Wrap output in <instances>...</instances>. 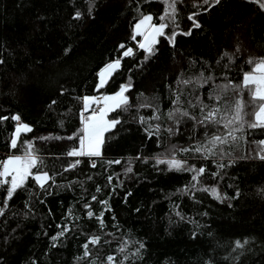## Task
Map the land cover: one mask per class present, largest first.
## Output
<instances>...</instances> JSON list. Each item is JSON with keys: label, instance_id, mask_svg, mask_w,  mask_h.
Here are the masks:
<instances>
[{"label": "trees", "instance_id": "1", "mask_svg": "<svg viewBox=\"0 0 264 264\" xmlns=\"http://www.w3.org/2000/svg\"><path fill=\"white\" fill-rule=\"evenodd\" d=\"M166 7L0 0V117H8L0 120V160L31 143L39 170L52 178L40 188L29 177L10 200L0 185V264H264V129L249 128L245 115L233 141L222 125L200 123L241 97L251 112L243 76L264 59V9L252 0H177L179 26L165 30L178 33L174 45L161 36L150 55L132 39L134 25L148 14L160 23ZM129 47L134 54L123 57ZM116 59L120 67L100 88L99 71ZM124 85L129 105L108 113L120 123L101 155L69 156L82 135L83 98ZM178 111L189 116L169 117ZM18 123L31 130L11 149ZM214 135L228 142L210 144ZM170 159L185 170L158 163ZM93 237L99 243L85 257Z\"/></svg>", "mask_w": 264, "mask_h": 264}, {"label": "snow or ice", "instance_id": "2", "mask_svg": "<svg viewBox=\"0 0 264 264\" xmlns=\"http://www.w3.org/2000/svg\"><path fill=\"white\" fill-rule=\"evenodd\" d=\"M167 4L162 15L158 17L160 23H153L154 17L151 14L141 15L138 21L134 25V33L132 35V39L136 40V38L142 37L143 41L139 43V48L147 52L148 54H154V45L157 44L158 38L161 36H165L171 43L175 42V37L178 33L173 31L171 34H166L165 30L169 28L171 25L173 28L178 27L176 21V4L177 0H164ZM204 4H208L209 0H203ZM252 2L257 3L261 9H264V2L261 0H252ZM220 0H215V4H219ZM195 15L189 16L188 19L193 20V26L196 28L200 27L198 22H195ZM81 14L79 12L76 13V18L79 19ZM183 35H191V31L180 33ZM121 49L125 48L124 44L119 45ZM134 54L132 48H127L123 53V57H129ZM227 55V54H226ZM148 57L146 56L145 59ZM2 62V61H0ZM252 64V61H249ZM121 65V60L116 59L115 61L106 65L103 71L99 73L100 81L99 87L103 88L105 85L106 77L112 73L114 70L118 69ZM185 84L189 83V81H184ZM227 87V86H225ZM243 87L248 90L249 93V102L248 107L251 108L250 113H245L244 109L246 107L243 98L236 100L233 105L226 106L224 113H221L219 108H211L204 115L203 120L200 121L202 125H222L224 128L228 129L227 136L231 137L234 141L236 137L233 135L234 131H238L240 126L244 123L245 115H251L252 119L248 123V127L251 129L261 128L264 129V59L260 62L255 63L250 72H247L243 76ZM129 85H124L120 88L119 92L114 95L104 96L103 106H100V102L97 101L95 97H84L83 103V111L81 112V121L83 124L82 135L79 136V147L77 149H73L68 153L69 156L77 157V156H88V157H99L101 155V146L104 143V134L111 128H114L116 124L120 123V121L116 118L112 120H106L105 116L109 111L116 109H123L129 105V98L125 95V93L129 90ZM213 98V97H210ZM215 99H219V97H215ZM95 105V107H93ZM203 108H207V105H203ZM88 112L89 115L85 116L84 113ZM174 116L180 117H188L189 113L177 112V113H169V117L173 118ZM219 117V118H218ZM8 117H0V120H6ZM11 119L19 122L20 117L18 115L13 116ZM143 123V120L141 121ZM177 123H179V119H177ZM235 126V127H234ZM159 125H156V130H159ZM30 131L28 125L26 124H17L14 130V138L10 142L11 149L18 148V139L21 134V130ZM172 129H169L171 132ZM151 134V133H150ZM71 139V138H70ZM228 142L226 137H222L220 135H214L210 144L222 143L225 144ZM261 146V152H264V140L259 142ZM208 149H206L207 151ZM197 152L201 151V148H196ZM214 154V153H213ZM259 158L264 160V155H260ZM39 157L35 154L33 150V145L28 143L25 146V151L23 155H12L7 157L5 160L0 161V185L7 186L5 188L6 198L11 199L14 193L17 192L18 189L24 187L26 180L29 177H32L36 183L39 184L40 188H45V185L48 184L49 180L52 178L49 176L47 172H41L39 170ZM79 163V161H77ZM115 163H119V161H115ZM158 163L167 164L170 170L183 171L184 163L182 161H178L175 159L170 160H159ZM93 167H95V163L93 162ZM223 167V165H221ZM36 169L33 172V169ZM128 171H132L131 168ZM196 171L197 175L204 173V168H200ZM197 175L193 176V180L197 179ZM10 177V179H9ZM111 180V177H109ZM207 191V189H205ZM214 195H216L217 199H223L219 193L213 189ZM95 199V197H93ZM3 213L0 212V215ZM89 217L93 215L91 211L87 213ZM102 215V214H101ZM179 215V213H177ZM103 223V220L100 221ZM64 234L61 231L60 235ZM55 240L56 237H53ZM99 237H93L88 243L83 245L84 248V256L87 257L90 255L88 252L89 244H98ZM244 243H247L245 241ZM237 247H243V244L240 241H236ZM140 248H143L144 245L140 244ZM123 251V249H121ZM109 261L113 260L112 256L107 258Z\"/></svg>", "mask_w": 264, "mask_h": 264}, {"label": "rangeland", "instance_id": "3", "mask_svg": "<svg viewBox=\"0 0 264 264\" xmlns=\"http://www.w3.org/2000/svg\"><path fill=\"white\" fill-rule=\"evenodd\" d=\"M153 23H155V20L153 19ZM143 41V38L142 37H140V39L137 41V44H138V46H139V43L140 42H142ZM129 48H132L133 49V47H129ZM115 61V60H114ZM113 62V61H112ZM111 63V62H110ZM106 66H104L100 71H99V73L101 72V71H103L104 70V68H105ZM116 70H114L112 73H110L107 77H106V79H105V84L108 82V80L110 79V77L112 76V74L115 72ZM99 81H100V76H99ZM119 92V91H118ZM116 94V93H115ZM112 95H114V94H112ZM125 95H126V93H125ZM108 96H110V95H108ZM91 97H95L96 99H97V101H99L100 103H102L103 104V100H102V98L104 97L103 95H97V96H91ZM111 111H109L108 113H110ZM108 113L106 114V116H105V119L106 120H108ZM112 129V128H111ZM111 129H109L108 131H106L105 132V134H104V139H105V135H106V133L107 132H109ZM21 131H23V129L21 130ZM103 145V144H102ZM101 151H102V146H101ZM9 157V156H8Z\"/></svg>", "mask_w": 264, "mask_h": 264}, {"label": "built area", "instance_id": "4", "mask_svg": "<svg viewBox=\"0 0 264 264\" xmlns=\"http://www.w3.org/2000/svg\"><path fill=\"white\" fill-rule=\"evenodd\" d=\"M100 106L102 107V106H103V104H102V103H100ZM93 107H95V105H93ZM82 111H83V110H82ZM89 114H90V113H88V112H85V113H84V115H85V116H87V115H89ZM3 160H5V159H1L0 161H3Z\"/></svg>", "mask_w": 264, "mask_h": 264}]
</instances>
